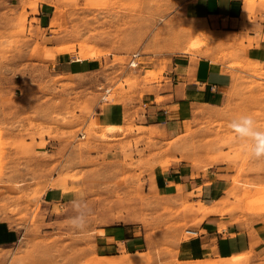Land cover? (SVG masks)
I'll list each match as a JSON object with an SVG mask.
<instances>
[{
	"label": "rangeland",
	"instance_id": "obj_1",
	"mask_svg": "<svg viewBox=\"0 0 264 264\" xmlns=\"http://www.w3.org/2000/svg\"><path fill=\"white\" fill-rule=\"evenodd\" d=\"M192 1L0 0V217L21 231L15 245L0 248V264H76L102 225L169 227L175 210L158 180L178 162L222 181L214 202L230 221L264 223V159L250 158L228 128L251 115L264 130V68L243 52L242 36L219 41L205 26L223 32L189 17L183 8ZM256 1L263 0H251L245 19ZM40 4L50 8L37 19ZM135 52L140 63L131 67ZM59 54L101 64L71 74L55 67ZM185 54L221 64L232 83L221 104L193 103L165 136L146 126L142 96L154 83L159 89L173 57ZM104 88L110 91L101 100ZM110 106L123 112L114 128L101 118ZM49 187H59L57 200L42 198ZM81 192L92 214L87 232L76 233L67 225L69 201ZM196 202L179 209L191 212ZM193 223H180L181 235Z\"/></svg>",
	"mask_w": 264,
	"mask_h": 264
},
{
	"label": "crops",
	"instance_id": "obj_2",
	"mask_svg": "<svg viewBox=\"0 0 264 264\" xmlns=\"http://www.w3.org/2000/svg\"><path fill=\"white\" fill-rule=\"evenodd\" d=\"M250 3L251 0H194L185 4L183 11L223 32L215 35L205 26L219 41H225L229 33L242 36L243 52L250 61L264 68V0L256 1L245 19L243 16ZM49 8L48 4H40L33 17L42 18ZM3 11L0 5V17ZM53 42L48 46H54ZM173 61L172 68L168 66L162 74L160 88L154 83L155 90L142 96L146 126L157 127L165 136H169V125L188 114L193 103L221 104L232 83L230 72L206 56L191 60L190 55L185 54L173 57ZM100 64L98 58L78 59L66 54H59L54 63L55 67L71 74L95 71ZM157 89L163 97L161 103L155 102ZM173 105L176 106L175 114L170 118ZM101 118L105 124L113 126L121 125L124 120L119 106L108 107L101 112ZM165 172L158 186L168 197L169 208L175 210L169 211V227L157 231H146L140 225L126 223L96 227L91 248L76 264H264V223L256 217L245 222L229 220L226 214L229 210L214 202L217 197L214 194L221 188L222 181L212 170L195 174V168L178 162ZM54 187L43 192L44 200L60 197L59 187ZM184 201H197L194 210L179 209ZM243 212L252 216L260 213ZM191 221L194 223L190 224V229L197 230L198 235H181L180 223ZM20 234V229L0 217V248L15 245Z\"/></svg>",
	"mask_w": 264,
	"mask_h": 264
},
{
	"label": "clouds",
	"instance_id": "obj_3",
	"mask_svg": "<svg viewBox=\"0 0 264 264\" xmlns=\"http://www.w3.org/2000/svg\"><path fill=\"white\" fill-rule=\"evenodd\" d=\"M134 66V62L133 65ZM228 128L233 134L234 140L240 142L250 158L264 159V130L257 127L255 119L251 115H242L232 119ZM71 215L67 225L76 233H85L89 228V217L92 214L84 193H77L69 201Z\"/></svg>",
	"mask_w": 264,
	"mask_h": 264
},
{
	"label": "built area",
	"instance_id": "obj_4",
	"mask_svg": "<svg viewBox=\"0 0 264 264\" xmlns=\"http://www.w3.org/2000/svg\"><path fill=\"white\" fill-rule=\"evenodd\" d=\"M138 57H141V54L140 53H138V52L132 53L130 55V59H129V62H128L129 66H131V67H137L138 66V63H140V62L137 61V58ZM133 62H134V66H132L133 65ZM109 91H110L109 88H104L103 91H102V94L100 96V99L101 100H106L107 99V96L109 94ZM185 233H186L187 237H192V236H197L198 235L197 230L190 229V228H186L185 229Z\"/></svg>",
	"mask_w": 264,
	"mask_h": 264
},
{
	"label": "bare ground",
	"instance_id": "obj_5",
	"mask_svg": "<svg viewBox=\"0 0 264 264\" xmlns=\"http://www.w3.org/2000/svg\"><path fill=\"white\" fill-rule=\"evenodd\" d=\"M191 46H193V43L191 44ZM186 47H187V46H186ZM189 47H190V46H189ZM189 47H188V48H189ZM71 50H72V49H71ZM71 50H70V51H71ZM67 51H68V50H67ZM138 58H139V57H138ZM138 58H137V59H138ZM107 127H108V128H114V127H117V126L107 125ZM189 264H190V263H189Z\"/></svg>",
	"mask_w": 264,
	"mask_h": 264
}]
</instances>
